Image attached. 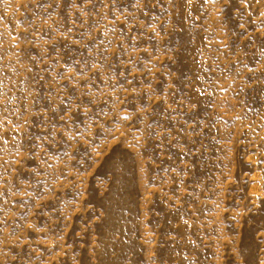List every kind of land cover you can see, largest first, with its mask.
Returning a JSON list of instances; mask_svg holds the SVG:
<instances>
[{
  "label": "rangeland",
  "instance_id": "374dc122",
  "mask_svg": "<svg viewBox=\"0 0 264 264\" xmlns=\"http://www.w3.org/2000/svg\"><path fill=\"white\" fill-rule=\"evenodd\" d=\"M0 264H264V0H0Z\"/></svg>",
  "mask_w": 264,
  "mask_h": 264
}]
</instances>
